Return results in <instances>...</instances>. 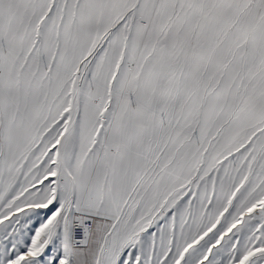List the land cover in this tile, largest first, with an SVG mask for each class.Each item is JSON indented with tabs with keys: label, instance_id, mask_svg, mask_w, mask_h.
<instances>
[{
	"label": "snow or ice",
	"instance_id": "6c2138e0",
	"mask_svg": "<svg viewBox=\"0 0 264 264\" xmlns=\"http://www.w3.org/2000/svg\"><path fill=\"white\" fill-rule=\"evenodd\" d=\"M0 264H264V0H0Z\"/></svg>",
	"mask_w": 264,
	"mask_h": 264
}]
</instances>
